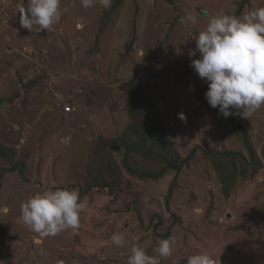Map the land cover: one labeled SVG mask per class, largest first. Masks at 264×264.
I'll return each instance as SVG.
<instances>
[{
  "label": "rangeland",
  "instance_id": "rangeland-1",
  "mask_svg": "<svg viewBox=\"0 0 264 264\" xmlns=\"http://www.w3.org/2000/svg\"><path fill=\"white\" fill-rule=\"evenodd\" d=\"M28 5L0 0V144L12 151L0 155V207L10 209L0 213V264H127L131 247L156 255L164 239L175 247L160 264H186L202 253L215 264H264V107L241 116L258 169L229 181L225 197L203 152L247 153L191 66L200 58L191 55L195 39L212 17H239L264 8V0H112L110 9L99 0L90 8L61 0V19L40 33L20 26L19 9ZM131 81L141 84L172 149L190 157L179 173L130 175L122 147L110 146L131 132L124 93ZM130 156L132 166L161 167ZM49 189L79 192L80 225L37 245L21 204ZM114 233L124 234L122 247Z\"/></svg>",
  "mask_w": 264,
  "mask_h": 264
},
{
  "label": "clouds",
  "instance_id": "clouds-1",
  "mask_svg": "<svg viewBox=\"0 0 264 264\" xmlns=\"http://www.w3.org/2000/svg\"><path fill=\"white\" fill-rule=\"evenodd\" d=\"M96 0H81L84 8L93 7ZM104 9H110L112 0H99ZM20 26L30 32L49 30L61 19V0H29L27 9H19ZM187 20L196 23V16ZM191 55L199 53L191 66L199 78L206 80L205 99L210 107L218 109V115L227 119L239 115L248 119L264 107V8L249 10L242 16L224 13L210 19L196 39ZM181 120H186L183 113ZM79 192L75 189L45 190L21 204V219L34 233V243L56 236L71 229L74 233L80 225L82 210ZM10 209L0 207V213ZM111 240L117 247L125 244L123 233H114ZM175 242L161 240L149 255L140 246H133L127 264H160L172 256ZM186 264H215L208 254L189 256Z\"/></svg>",
  "mask_w": 264,
  "mask_h": 264
},
{
  "label": "trees",
  "instance_id": "trees-1",
  "mask_svg": "<svg viewBox=\"0 0 264 264\" xmlns=\"http://www.w3.org/2000/svg\"><path fill=\"white\" fill-rule=\"evenodd\" d=\"M18 17H20L19 14ZM202 87L204 89L202 91H207L208 84L204 83ZM124 93L126 94L127 107L133 122L128 127V131H131L130 133L136 136V140L132 142L131 135L127 132L124 133L119 140H110L109 143L113 150H116L120 146L122 147L124 153L122 165L125 171L130 175L138 176L142 179H158L168 171L179 173L180 168L189 161L190 157L180 159L177 153L172 149L171 144L167 142L164 130L158 121L154 109L152 106H146L150 103L141 84L138 81L127 83ZM1 103L2 99H0V105ZM226 120L229 121V125H232L241 135L247 156H244L240 152L230 151L215 154L203 152L204 155L208 156L214 163V168L219 175L218 179L222 184V192L225 197L229 195L230 187L233 185L229 181H234L237 175L244 177L246 174H255L258 169L257 165H259V159L251 145L250 136L241 125V116L233 115ZM147 128H150L154 132L152 134L149 133ZM136 152L140 153L147 161L150 160L156 165H161V167L156 170H150L139 165L132 166L130 155ZM194 152L195 151L192 150L190 155H193ZM5 153L11 155L12 151L0 144V155H5ZM262 153L264 156V146ZM222 160L229 162L228 166H226ZM238 161L239 163L237 164ZM15 166L18 168V172L22 174L23 164L15 163ZM226 168H231V170ZM103 185L109 187V181H105ZM93 186L96 187L97 185H91V187ZM170 193L171 191H169L166 197L167 199ZM158 222L160 225L161 222Z\"/></svg>",
  "mask_w": 264,
  "mask_h": 264
},
{
  "label": "built area",
  "instance_id": "built-area-1",
  "mask_svg": "<svg viewBox=\"0 0 264 264\" xmlns=\"http://www.w3.org/2000/svg\"><path fill=\"white\" fill-rule=\"evenodd\" d=\"M66 110L65 111H67V112H69L70 111V108H65Z\"/></svg>",
  "mask_w": 264,
  "mask_h": 264
}]
</instances>
